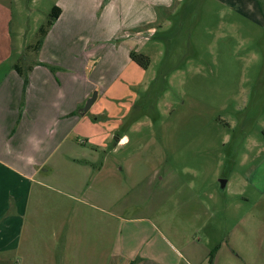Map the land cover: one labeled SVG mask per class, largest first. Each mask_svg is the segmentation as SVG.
<instances>
[{
    "label": "rangeland",
    "instance_id": "rangeland-1",
    "mask_svg": "<svg viewBox=\"0 0 264 264\" xmlns=\"http://www.w3.org/2000/svg\"><path fill=\"white\" fill-rule=\"evenodd\" d=\"M53 2L16 0L15 34L35 42ZM157 12L132 51L147 69L121 70L87 112L99 140L127 138L106 161L99 151L91 168L102 175L89 188L112 164L126 203L167 237L208 254L217 246L216 264H264V194L251 182H264V0H173ZM189 199L206 206L207 222L185 220L179 207Z\"/></svg>",
    "mask_w": 264,
    "mask_h": 264
},
{
    "label": "crops",
    "instance_id": "crops-1",
    "mask_svg": "<svg viewBox=\"0 0 264 264\" xmlns=\"http://www.w3.org/2000/svg\"><path fill=\"white\" fill-rule=\"evenodd\" d=\"M172 2L54 0L60 14L35 52L37 38L26 43L12 27L16 0H0V264H208L206 247L167 237L126 203L122 169L111 164L95 189L87 183L102 175L91 168L99 151L106 161L127 138L114 149L111 134L99 140L82 109L132 65L157 9ZM251 182L263 195L264 182ZM188 201L185 220L207 222L206 206Z\"/></svg>",
    "mask_w": 264,
    "mask_h": 264
},
{
    "label": "trees",
    "instance_id": "trees-1",
    "mask_svg": "<svg viewBox=\"0 0 264 264\" xmlns=\"http://www.w3.org/2000/svg\"><path fill=\"white\" fill-rule=\"evenodd\" d=\"M59 14H60V11L57 7L51 8L49 15H48V18H47V21L38 30L37 40H36L35 45L33 46V50L35 52L39 51V48L43 42L45 35L47 34L48 30L52 27V25L54 24V22L58 18ZM129 58L134 64H136L140 68L147 69L149 63H148V59L146 57L139 55V54H136L134 52H130ZM51 70H53V69H51ZM20 75L23 77L24 82H26L27 72H25V73L20 72ZM217 250H218L217 246L211 250L209 257H208V264H213V260H214V257H215Z\"/></svg>",
    "mask_w": 264,
    "mask_h": 264
},
{
    "label": "water",
    "instance_id": "water-1",
    "mask_svg": "<svg viewBox=\"0 0 264 264\" xmlns=\"http://www.w3.org/2000/svg\"><path fill=\"white\" fill-rule=\"evenodd\" d=\"M95 99H96V93L94 92L93 95L91 96V98H89V99L86 101V103H85V105H84L82 111H83V112L88 111L89 108H90V107L92 106V104L94 103ZM224 186H225V182H222V184H221V188H223Z\"/></svg>",
    "mask_w": 264,
    "mask_h": 264
}]
</instances>
